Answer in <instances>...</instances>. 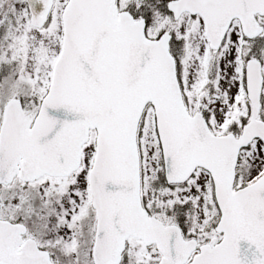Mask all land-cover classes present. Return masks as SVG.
I'll use <instances>...</instances> for the list:
<instances>
[{
  "label": "snow or ice",
  "instance_id": "obj_1",
  "mask_svg": "<svg viewBox=\"0 0 264 264\" xmlns=\"http://www.w3.org/2000/svg\"><path fill=\"white\" fill-rule=\"evenodd\" d=\"M0 264H264V0H0Z\"/></svg>",
  "mask_w": 264,
  "mask_h": 264
}]
</instances>
